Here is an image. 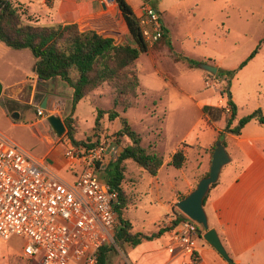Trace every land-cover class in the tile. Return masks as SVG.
<instances>
[{"label":"rangeland","instance_id":"374dc122","mask_svg":"<svg viewBox=\"0 0 264 264\" xmlns=\"http://www.w3.org/2000/svg\"><path fill=\"white\" fill-rule=\"evenodd\" d=\"M126 2L136 10L138 17L142 6L159 14L166 29L165 43H148L151 53L141 54L136 60L133 68L140 83L137 96L131 108H116L117 119L109 121L103 114L95 126L97 111L106 112L112 108L114 94L106 84L77 104L74 139L89 145H110L119 153L131 144L127 138L117 136L122 120H125L140 136L143 148L151 146L161 153L163 164L154 176L137 167L132 160H126L122 182L126 195V205L119 210L122 218L131 224L132 233L152 235L170 224L176 198L188 183L194 186L204 147L216 140V131L206 125L199 102L205 100L209 105L215 104L214 99L220 96L214 87L217 84L220 91L222 82L210 77L198 65L205 62L217 64L220 71L222 68L237 70L228 91L244 102L237 107V120L256 109L264 111V45L252 60L239 68L264 36V0ZM19 53L8 50L0 59V84L4 91L0 96V131L30 155L38 157L49 148L41 136L42 125L34 124L42 118L46 133L66 160L65 152L70 142L65 131L61 137H56L46 117L55 115L62 120L68 114L69 89L59 80L41 86L34 82L33 76H24L32 71L34 58L26 50L22 51L24 54ZM184 59L198 64L190 68ZM13 91L19 98L17 102L6 97ZM43 100L50 102L44 109L41 108ZM18 114L19 117L14 118ZM183 145L186 162L181 169H176L169 165L170 158ZM100 173L101 179L107 176L105 169ZM61 176L66 175L62 172ZM168 241L169 236L164 232L137 246L116 245L115 242L106 245L113 248L109 264H159V259H148L144 251L153 248L163 252ZM197 243L208 247L201 239ZM24 244L18 237L0 238V264H39L36 258L23 255ZM166 257L172 258L168 253Z\"/></svg>","mask_w":264,"mask_h":264},{"label":"trees","instance_id":"16d2710c","mask_svg":"<svg viewBox=\"0 0 264 264\" xmlns=\"http://www.w3.org/2000/svg\"><path fill=\"white\" fill-rule=\"evenodd\" d=\"M113 1L121 12L128 29L127 42L122 44H114L111 38L102 37L94 31H80L75 23L54 26L34 25L23 20L21 8L15 6L12 0H0V41L9 49L28 50L31 53L34 58L32 72L37 81L46 83L57 79L71 90L69 112L62 119L65 127L64 135L67 136L72 146L84 150L92 149L97 144L89 145L74 139L77 126L74 113L77 104L86 100L95 89L106 84L113 90L112 108L106 112L97 111L95 126L103 114L107 115L109 121L117 119L119 114L116 108H131L133 99L137 96L140 83L137 71L133 68L136 60L141 54H149L152 50L142 35L139 17L130 5L126 0ZM164 36L165 30L163 37L156 43H165ZM262 45H264V36L239 68L251 60L260 51ZM184 61L190 68L198 64L187 59ZM236 73L235 69L218 70L215 76H209L222 82L221 94H228L230 82ZM226 108L229 109L227 113L225 108L202 107L201 109L207 126L212 127L214 122L225 117L223 128L216 135V141L221 140L224 145L226 134L239 135L242 128L251 120L264 125V111L260 108L242 117L235 124L236 106L228 100ZM117 136L127 138L131 144L123 147L116 158L110 161L105 168L107 176L104 178L109 186L117 189L119 193L116 206L119 225L115 231L114 242L116 245L137 246L143 241H151L162 235L167 228L164 226L152 235L132 233L131 224L122 218L119 210L126 205V195L122 188L126 171L125 161L132 160L137 167L154 176L163 164V156L151 146L143 148L140 145V136L125 120H122V127L117 132ZM215 142L210 148V155L214 151ZM185 154V145L177 148L171 155L169 165L181 169L186 162ZM215 185H212L210 189ZM182 198L183 196L178 200ZM174 218L175 222L184 219L180 214ZM112 251L111 246L101 247L98 250L97 264H109V255ZM198 262L199 257L196 255L192 259V264Z\"/></svg>","mask_w":264,"mask_h":264},{"label":"built area","instance_id":"2783aa9c","mask_svg":"<svg viewBox=\"0 0 264 264\" xmlns=\"http://www.w3.org/2000/svg\"><path fill=\"white\" fill-rule=\"evenodd\" d=\"M139 20L148 43L163 37L154 9L142 6ZM118 154L103 143L89 150L70 144L65 157L76 175L67 182L0 131V238L23 239V255L39 264H97L98 250L114 244L119 225L118 190L99 175ZM182 216L170 220L165 249L179 264H189L203 239L201 227Z\"/></svg>","mask_w":264,"mask_h":264},{"label":"crops","instance_id":"0c3cea01","mask_svg":"<svg viewBox=\"0 0 264 264\" xmlns=\"http://www.w3.org/2000/svg\"><path fill=\"white\" fill-rule=\"evenodd\" d=\"M12 1L15 6L21 8L23 20L34 25L54 26L75 23L80 31H94L102 37L111 38L114 44L127 42L128 29L114 1ZM132 10L137 15L136 10ZM8 50L12 49H9L0 41V59L8 53ZM16 51H20L21 53L19 54H24L22 51L25 50ZM201 63L216 66L218 70L220 69L217 64ZM222 70L229 71L230 69L222 68ZM30 75L33 76L31 78H33L34 82L36 84L39 83L41 86H46L47 83L49 84V82L57 80L54 79L41 83L37 81L32 71L24 73L26 77ZM216 81L219 83L218 80ZM256 85L259 86V82ZM218 87L217 84L214 87L220 96L219 99H214L215 104L209 105L203 100L199 102V105L202 107L226 109L227 101L231 100L236 106L237 120V107L244 105L243 100L242 102L237 100L230 93L221 94ZM66 88L69 89L67 86ZM2 92H4L3 88ZM69 94L68 96L71 98L70 89ZM6 97L14 102L19 101L18 96L15 95V91L7 94ZM43 102H45V107L50 105L48 100H43L41 106ZM18 117L19 114L14 115V118ZM236 120L234 124L238 121ZM224 121L225 117L223 116L216 123L214 122L212 127L209 126V128L216 131L217 134L218 131L222 130ZM34 124L42 125L43 132L41 136L49 148L44 154L33 157L41 159L44 165L56 176L67 182L74 181L76 171L69 169V165L64 159L63 154L57 150L58 146H56L55 141L46 133L43 119L39 118L34 121ZM214 142L204 147V157H201V161L199 162L198 174L196 176L198 178L194 186L192 183H188V186L176 198V202L179 201V197H184L192 191L198 180L208 173L211 164L210 148ZM224 143L230 161L222 168L216 185L209 190L203 205L208 218L209 228L216 230L224 249L233 263L264 264V125L256 120H251L242 128L239 135L226 134ZM62 172L66 175L65 177L61 176ZM173 215L168 222L173 218ZM145 251L144 253L149 257L148 259H159V264H179L178 260L166 257V250L160 252L153 248H146ZM197 255L199 257L197 264H227L209 245L208 247L198 245Z\"/></svg>","mask_w":264,"mask_h":264},{"label":"water","instance_id":"95a60500","mask_svg":"<svg viewBox=\"0 0 264 264\" xmlns=\"http://www.w3.org/2000/svg\"><path fill=\"white\" fill-rule=\"evenodd\" d=\"M198 67L211 76H215L218 70L216 66L204 63L199 64ZM1 93L2 86L0 84V96ZM41 107L43 109L45 108V102H43ZM46 121L56 137L59 138L63 135L65 127L59 117L49 115L46 117ZM229 161L230 158L225 150L223 141H216L214 151L211 155V164L208 174L199 179L195 188L185 195L183 199L174 204L172 212L174 215L182 214L198 224L201 227L198 234L201 235L203 241L212 247L227 264H235L224 249L216 230L209 228L208 218L203 206L204 199L208 195L210 187L217 183L222 168L227 165Z\"/></svg>","mask_w":264,"mask_h":264}]
</instances>
